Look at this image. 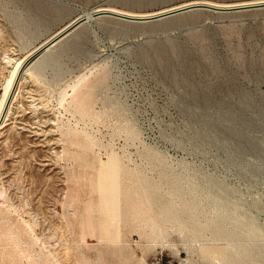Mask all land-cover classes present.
I'll use <instances>...</instances> for the list:
<instances>
[{
	"label": "rangeland",
	"instance_id": "obj_1",
	"mask_svg": "<svg viewBox=\"0 0 264 264\" xmlns=\"http://www.w3.org/2000/svg\"><path fill=\"white\" fill-rule=\"evenodd\" d=\"M183 1L0 0V264H264V9L97 16L19 79L83 11Z\"/></svg>",
	"mask_w": 264,
	"mask_h": 264
},
{
	"label": "bare ground",
	"instance_id": "obj_2",
	"mask_svg": "<svg viewBox=\"0 0 264 264\" xmlns=\"http://www.w3.org/2000/svg\"><path fill=\"white\" fill-rule=\"evenodd\" d=\"M260 2H264V0H239V1H230V2H219V1H215V0H185V1L180 2V3L172 4L169 6H164L162 8H159L156 10H151V11H138V10H132V9H128V8L116 7L113 5H101V6L97 7V9H93L90 11H83V12L79 13L77 16H75L73 19H71L65 25L69 24L71 21L75 20L76 18H78L82 15H85L88 17V16H90L92 11H100L103 9H110V10L117 11L120 13H126L129 15H135V16H139V17H148V16L158 15L161 13L172 11L174 9L186 7V6L193 5V4H199V3H207V4L215 5L217 7L229 8V7H235V6L250 5V4H255V3H260ZM65 25H63L62 27H64ZM61 28H59L58 30H60ZM58 30L51 33L44 41H42L39 45L35 46L25 56L21 57L17 61L18 62L17 72H18L20 67H23L21 72H20L19 79H21V77L29 71L30 66L32 65V63L28 62L29 57L34 53V51L36 49H38L47 39H49L52 35H54ZM18 86H19V81L17 80L15 82V78H14V81L11 84V86L9 87V90L7 92V95L5 98L6 100H5L4 104H2V107L0 109V129H2L6 125V117L10 111L11 103L16 96ZM90 99H91L90 92H89L88 96L76 95V101L79 104H81L82 108H89L90 107V104H87V100H90ZM3 112H4V115H3ZM20 135H19V137H20ZM3 143H5V142H3ZM25 151H27V150H25ZM140 191H141L142 196H144V198L147 200V203L149 206H152L156 202V193H154V189L152 187H150L147 183H145V185L140 189ZM136 208L137 207H135L134 209H136ZM144 208H145V211L147 213L146 219L147 220L148 219L149 220L154 219V215H152L151 212L153 211V209L155 207H144ZM161 208H162L161 209L162 215L165 217L174 216L178 213V208L173 207V205H169L168 207H161Z\"/></svg>",
	"mask_w": 264,
	"mask_h": 264
},
{
	"label": "water",
	"instance_id": "obj_3",
	"mask_svg": "<svg viewBox=\"0 0 264 264\" xmlns=\"http://www.w3.org/2000/svg\"><path fill=\"white\" fill-rule=\"evenodd\" d=\"M252 9H264V2L244 5V6L229 7V8L217 7L215 5H211L207 3H199V4H193V5H189L186 7L174 9L172 11H168V12L161 13L158 15L148 16V17H139L135 15H129L126 13H120V12L113 11L110 9L92 11L90 16L87 17L85 15H82L76 18L75 20L71 21L69 24L62 27L60 30H58L54 35H52L38 49L34 51V53L29 57L28 62L34 63L41 56H43L50 48L58 44L60 41L64 40L68 35L74 33L80 26L85 24L87 20L95 18L97 16H109V17L117 18L119 20L126 21V22H132L135 24H146V23H151V22H159L166 18H171L179 14H183V13L194 11V10H210L214 12H232V11H244V10H252ZM22 68L23 67H21V70Z\"/></svg>",
	"mask_w": 264,
	"mask_h": 264
}]
</instances>
